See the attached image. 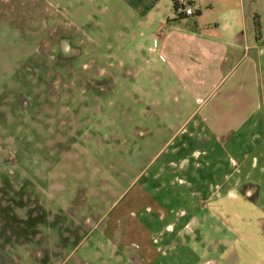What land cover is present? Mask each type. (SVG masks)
<instances>
[{
    "label": "rangeland",
    "instance_id": "rangeland-1",
    "mask_svg": "<svg viewBox=\"0 0 264 264\" xmlns=\"http://www.w3.org/2000/svg\"><path fill=\"white\" fill-rule=\"evenodd\" d=\"M127 1L0 0V245L18 264H134L94 225L131 211L150 220L135 194H150L154 170L168 160L185 178L179 159L192 149L208 153L192 166L213 167L217 155L223 170L230 158L241 167L240 178L251 170L259 188L241 190L263 196L260 86L256 105L240 111L257 114V127L254 118L220 126L218 142L173 135L184 98ZM255 3L263 21L249 57L264 56V0Z\"/></svg>",
    "mask_w": 264,
    "mask_h": 264
},
{
    "label": "crops",
    "instance_id": "crops-1",
    "mask_svg": "<svg viewBox=\"0 0 264 264\" xmlns=\"http://www.w3.org/2000/svg\"><path fill=\"white\" fill-rule=\"evenodd\" d=\"M127 2L136 26L145 30L140 36L152 37L156 60L184 98L177 106L180 127L173 135L215 139L220 126L253 118L251 124L257 127V114L240 117L241 110L256 105L258 86L264 98V56L248 54L249 44L259 41L254 17L263 21L255 0H188L189 16L176 12L173 0H136L135 6ZM226 83L231 84L222 90ZM262 108L264 114V99ZM260 123L264 140V119ZM183 154L179 161L185 178L175 170L176 162L168 160L154 170L150 194L144 188L135 194L136 200L149 203L147 210L154 213L150 220L139 221L131 211L102 217L93 228L102 227L111 251L128 252L126 258L134 264H264V192L253 199V191L241 190L245 183H259L252 171L240 178L241 167L231 158L223 170L217 155L212 167L208 162L191 164V159L207 157V151ZM259 157L264 159V149ZM252 158L250 169L258 166ZM259 169L264 173V166ZM165 173L166 180L156 183ZM17 260L13 250L0 245V264Z\"/></svg>",
    "mask_w": 264,
    "mask_h": 264
},
{
    "label": "built area",
    "instance_id": "built-area-1",
    "mask_svg": "<svg viewBox=\"0 0 264 264\" xmlns=\"http://www.w3.org/2000/svg\"><path fill=\"white\" fill-rule=\"evenodd\" d=\"M174 5L176 6V12L185 14L187 16L192 15V10L188 7V0H174Z\"/></svg>",
    "mask_w": 264,
    "mask_h": 264
},
{
    "label": "trees",
    "instance_id": "trees-1",
    "mask_svg": "<svg viewBox=\"0 0 264 264\" xmlns=\"http://www.w3.org/2000/svg\"><path fill=\"white\" fill-rule=\"evenodd\" d=\"M174 10L176 11V7H174ZM196 15L198 16L199 12H196ZM253 27H254V32H255L256 39H258V36L260 35V31H261V25H260V21H259V17L258 16L254 17Z\"/></svg>",
    "mask_w": 264,
    "mask_h": 264
}]
</instances>
